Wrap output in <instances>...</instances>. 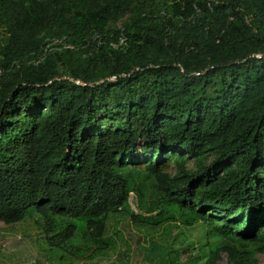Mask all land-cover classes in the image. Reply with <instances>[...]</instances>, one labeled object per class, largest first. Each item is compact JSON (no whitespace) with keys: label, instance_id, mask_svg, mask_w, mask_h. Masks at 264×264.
<instances>
[{"label":"trees","instance_id":"1","mask_svg":"<svg viewBox=\"0 0 264 264\" xmlns=\"http://www.w3.org/2000/svg\"><path fill=\"white\" fill-rule=\"evenodd\" d=\"M122 218L147 264H259L264 0H0V221L66 264Z\"/></svg>","mask_w":264,"mask_h":264},{"label":"rangeland","instance_id":"2","mask_svg":"<svg viewBox=\"0 0 264 264\" xmlns=\"http://www.w3.org/2000/svg\"><path fill=\"white\" fill-rule=\"evenodd\" d=\"M132 206L136 210V204L132 200ZM140 212V211H139ZM112 220L111 222H113ZM114 229V235L118 239L119 250L111 257L98 261H76L66 264H147L141 247L146 245L145 234L154 231L144 225H134L127 219H120ZM114 223V222H113ZM156 231V230H155ZM201 232V226L193 230L196 238ZM42 234L34 223V220L23 222L19 225L7 227L0 221V264H62L45 256L39 247ZM184 259L186 256L183 257ZM259 264H264V253L258 255ZM79 262V263H78ZM219 264H228L227 256L223 255Z\"/></svg>","mask_w":264,"mask_h":264},{"label":"built area","instance_id":"3","mask_svg":"<svg viewBox=\"0 0 264 264\" xmlns=\"http://www.w3.org/2000/svg\"><path fill=\"white\" fill-rule=\"evenodd\" d=\"M125 41H126L125 37L122 36V37L120 38L119 44L122 45L123 43H125ZM50 44H51V43H50ZM47 50H48V47H46L45 52H46Z\"/></svg>","mask_w":264,"mask_h":264}]
</instances>
